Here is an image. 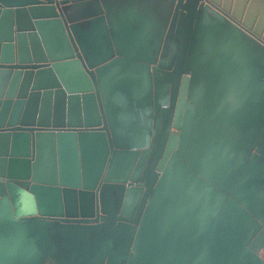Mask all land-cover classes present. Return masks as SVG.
Wrapping results in <instances>:
<instances>
[{
  "label": "water",
  "instance_id": "obj_1",
  "mask_svg": "<svg viewBox=\"0 0 264 264\" xmlns=\"http://www.w3.org/2000/svg\"><path fill=\"white\" fill-rule=\"evenodd\" d=\"M167 1L155 61L123 14L0 0V264H258L264 166L230 184L219 157L230 125L264 127V40Z\"/></svg>",
  "mask_w": 264,
  "mask_h": 264
},
{
  "label": "rangeland",
  "instance_id": "obj_2",
  "mask_svg": "<svg viewBox=\"0 0 264 264\" xmlns=\"http://www.w3.org/2000/svg\"><path fill=\"white\" fill-rule=\"evenodd\" d=\"M77 2L85 12L91 10L103 12L108 18L112 14H123L132 28L140 30L148 38L155 61L172 51V42L175 40L177 29L171 18V7L167 0H77ZM133 12L140 20L129 14ZM143 23L146 25H142ZM148 25L154 27L152 32L146 29ZM258 53L259 56H264L263 50ZM262 126L261 123L258 128L248 130L242 123L230 125L233 141H230V147L226 146L219 157L226 165L227 172L224 177L228 183H233L242 166L249 160L255 165L264 166V127ZM209 180L217 187L221 186L217 178L209 177ZM252 188L264 198V182L257 183ZM259 228L264 230V213L254 212V217L247 227L250 239ZM251 253L247 251L248 260ZM255 261L263 264V260L258 255Z\"/></svg>",
  "mask_w": 264,
  "mask_h": 264
},
{
  "label": "crops",
  "instance_id": "obj_3",
  "mask_svg": "<svg viewBox=\"0 0 264 264\" xmlns=\"http://www.w3.org/2000/svg\"><path fill=\"white\" fill-rule=\"evenodd\" d=\"M264 40V0H210Z\"/></svg>",
  "mask_w": 264,
  "mask_h": 264
},
{
  "label": "flooded vegetation",
  "instance_id": "obj_4",
  "mask_svg": "<svg viewBox=\"0 0 264 264\" xmlns=\"http://www.w3.org/2000/svg\"><path fill=\"white\" fill-rule=\"evenodd\" d=\"M259 240L254 244L253 251L263 260L264 262V230H259Z\"/></svg>",
  "mask_w": 264,
  "mask_h": 264
}]
</instances>
